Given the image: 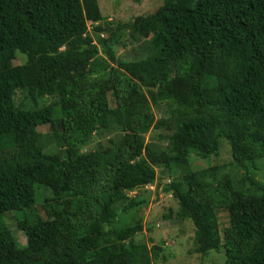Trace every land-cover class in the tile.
<instances>
[{"label":"trees","instance_id":"1","mask_svg":"<svg viewBox=\"0 0 264 264\" xmlns=\"http://www.w3.org/2000/svg\"><path fill=\"white\" fill-rule=\"evenodd\" d=\"M221 141L246 189L190 170ZM262 158L264 0H161L127 23L97 0H0V264L164 260L151 193L201 259L264 264V184L246 169Z\"/></svg>","mask_w":264,"mask_h":264},{"label":"rangeland","instance_id":"2","mask_svg":"<svg viewBox=\"0 0 264 264\" xmlns=\"http://www.w3.org/2000/svg\"><path fill=\"white\" fill-rule=\"evenodd\" d=\"M100 12L103 18L107 21L114 23H127L132 21L134 18L139 16H145L153 11H155L160 5L161 0H97ZM138 48V43L133 44ZM128 44L125 48H118L116 50L117 55H125L126 51L130 49ZM19 61L16 60L13 64H18ZM155 115L159 117V113L155 112ZM37 132L45 133L48 132L47 128L39 127ZM230 159V149L228 145L221 141L219 147V155L217 158H210V160H200L194 156L190 159V170L193 172H198L205 168L216 167L214 178L210 176L207 177V181L218 182L221 179L229 178L236 187L246 189L249 187L248 182L244 181V176L246 175L243 169L237 168L231 165L227 159ZM247 171L256 179L258 182L264 184V158L257 160L255 162L247 163ZM41 192L36 190V195ZM150 195L149 205L142 210V217L144 224L154 225L155 228L148 236L158 243L161 239L164 246L163 251L165 259H160L153 264H224L225 257L224 252L221 249L218 254L211 252L203 259L200 256L195 255L193 250V229L190 222H178L175 220H163L162 215L166 214V209L168 207L175 208V204L172 200L164 198L163 194H160L161 198L154 200L155 195ZM156 199V198H155ZM36 200L37 196H36ZM11 215L15 216L16 220L22 219V212H12ZM218 219L220 223V230L227 223V217L223 211H219ZM6 216H4L5 219ZM6 224L11 230L14 238L20 245H25L24 234L17 230L14 221L9 216L6 218ZM162 244V245H163ZM189 252V253H188ZM201 260V261H200Z\"/></svg>","mask_w":264,"mask_h":264},{"label":"built area","instance_id":"3","mask_svg":"<svg viewBox=\"0 0 264 264\" xmlns=\"http://www.w3.org/2000/svg\"><path fill=\"white\" fill-rule=\"evenodd\" d=\"M146 189H148V190H151V191H152L153 187L149 186V187H148V188H146ZM132 194H135V193H134V192H132Z\"/></svg>","mask_w":264,"mask_h":264}]
</instances>
